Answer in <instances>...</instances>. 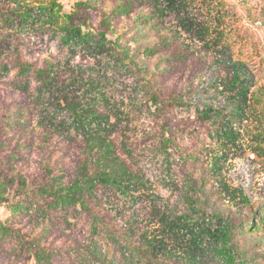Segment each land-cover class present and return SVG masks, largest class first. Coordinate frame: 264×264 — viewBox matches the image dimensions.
<instances>
[{
	"label": "rangeland",
	"instance_id": "1",
	"mask_svg": "<svg viewBox=\"0 0 264 264\" xmlns=\"http://www.w3.org/2000/svg\"><path fill=\"white\" fill-rule=\"evenodd\" d=\"M76 1L56 0L63 13H69ZM215 1L231 15L226 22L232 42L223 55L206 53L183 35L171 19L150 16L146 1L136 2L127 15L115 16L114 30L107 37L126 55L125 64L130 69L127 71L117 66L105 69L102 61L88 55L66 56L56 39L49 40L47 33L41 36L35 28H25L21 22L23 12L36 17L45 8L53 13L48 0H0V70L3 64L6 66L0 74V227L11 233L6 244L0 242V264H36L31 253L33 245L44 243L43 238L35 239L39 229L29 223V210L19 211L17 204L29 205L42 188L65 191L79 179L84 182L111 158L95 155L79 142L69 146L61 143L59 147L50 138L40 121L43 107L35 103V99L40 100L35 96V84L31 82L28 91H23L18 89V82L14 83L19 78L16 55L36 69L50 68L56 83H67L75 74L82 78L79 74L86 77L101 72L111 82L105 86L110 112H122L130 128L127 148L116 150L117 164L125 165L129 176L141 182V194L151 198L155 206L154 211L143 215L133 238L127 237L131 245L143 250L149 264H264L263 227L258 231L245 229L235 236L238 255L228 263L218 256L217 261L191 257L170 238L168 223L163 222L167 216L190 221L200 214H213L242 227L254 219L258 208L264 207V158L251 152L250 138L252 133L262 131L259 128L264 127V122L243 120L237 145L224 149L200 138L182 143V157L170 159L169 171L159 166V149H165L169 136L167 118L168 124L175 127H180L183 119L157 108L149 100L150 91L154 90L161 100L181 94L186 102L216 106L222 99L213 85L220 84L226 65L231 64L244 68L249 93L264 98V0ZM117 2H92L90 23L97 25L99 11L111 12ZM263 104L257 113L262 112ZM184 121L192 128L190 119ZM153 157L157 159L152 161ZM100 196L96 197L100 202L90 204L93 212L102 216L108 229L116 234L124 232ZM84 200L89 203V198ZM68 239L61 234L55 248ZM141 239L150 242L153 254L141 244Z\"/></svg>",
	"mask_w": 264,
	"mask_h": 264
},
{
	"label": "trees",
	"instance_id": "2",
	"mask_svg": "<svg viewBox=\"0 0 264 264\" xmlns=\"http://www.w3.org/2000/svg\"><path fill=\"white\" fill-rule=\"evenodd\" d=\"M97 1L77 0L69 13H63L56 0H48L53 13H48L45 8L38 11L39 16L36 17L23 12L25 17L20 20L25 28H35L41 36L47 33L49 40L56 39L64 55L94 57L102 61L105 69L117 66L130 71L125 64L126 55L107 35L114 30L113 18L127 15L136 2L146 1L152 17L171 19L183 35L198 43L206 53L223 55L232 42L231 30L226 22L231 15L215 0H118L111 12L99 11L98 24L94 25L90 23L89 11L94 9L91 3ZM16 58L14 63L19 78L14 83L18 82V89L23 91H28L31 82L35 84V96L40 97V100L35 99V103L43 107L40 109V121L50 138L59 147L61 143L69 146L79 142L95 155L111 157L84 182L79 179L65 191L42 188L44 190L37 193V199L29 200V205L25 202L17 204L19 211L25 208L31 213L29 223L39 229V236L35 239H44L41 246L33 245L31 253L35 263L56 264V260L58 264H149L143 257V250L131 245L128 239L133 238L146 211H154L155 206L151 198L141 194V182L129 176L125 165L120 167L117 164L116 150L127 148L130 128L128 120H123L126 117L122 112H110L105 86L111 82L101 72L86 77L79 74L82 78L75 74L67 83H56L57 79L52 77L47 66L36 69L19 55ZM5 67L3 64L0 74ZM224 73L220 84L213 85L222 99V103L216 106L186 102L181 94L161 100L154 90L150 91L149 100L157 108L183 119L180 127H175L168 124L167 118L169 136L165 139V149H159L162 155L159 156L160 168L169 171L170 159L182 157L179 147L182 143L200 138L224 149L237 145L239 125L243 120L251 118L259 124L264 122V108L260 114L257 113L264 98L249 93V78L244 68L228 64ZM142 85L140 88L145 90ZM185 118L190 119L192 128L186 126ZM259 129L262 131L250 136L253 142L251 152L257 158H264V127ZM156 159L153 157L152 161ZM99 194L113 214L112 219L121 224L124 232L116 234L108 229L102 216L93 212L90 204L100 202L96 198ZM85 198H89V203H85ZM163 222L168 223L170 238L176 245L184 247L191 257L217 261L218 256L229 263L238 255L233 241L235 236L245 229L258 231L260 227L264 228V207L258 208L254 219L242 227H236L226 218L213 214H200V217L190 221L167 216ZM61 234L69 239L63 246L55 248ZM9 236L11 233L0 227V242L6 244ZM140 242L148 246L150 253H154L150 242L142 239ZM241 264L249 263L242 261Z\"/></svg>",
	"mask_w": 264,
	"mask_h": 264
}]
</instances>
